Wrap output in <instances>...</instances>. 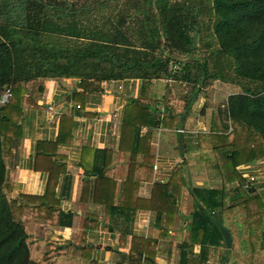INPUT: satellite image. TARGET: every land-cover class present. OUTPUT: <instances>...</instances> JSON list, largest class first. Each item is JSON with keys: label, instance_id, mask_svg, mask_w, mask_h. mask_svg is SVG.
Instances as JSON below:
<instances>
[{"label": "trees", "instance_id": "obj_1", "mask_svg": "<svg viewBox=\"0 0 264 264\" xmlns=\"http://www.w3.org/2000/svg\"><path fill=\"white\" fill-rule=\"evenodd\" d=\"M44 79L78 80L76 100L101 92L104 82H142L140 96L126 102L120 128L119 150L131 153L125 181L130 188L136 185L135 155L151 157L153 130L184 129L193 104L213 83L235 86L238 91L218 106L210 131L197 139L200 151L213 156L222 187H191L180 169L154 184L148 200L135 199L136 208L170 221L176 196L187 187L193 201L191 244L219 245L225 228L232 264H264V199L251 188L245 191L246 179L238 173L264 162V0H0V97L11 95L0 104V264H50L65 251L47 242L42 262L34 261L21 217L30 210L45 224L62 225L64 215L44 197L8 196L13 174L4 156L19 135L20 109L38 106ZM161 79L187 90L178 103L169 85L162 99L151 98L152 81ZM196 116L204 119V107ZM102 153V166L89 172L96 176L95 187L111 183L110 153ZM125 193L126 188L120 207L130 206ZM102 197L106 204L108 197ZM221 216L228 218L227 226ZM142 254L131 257L139 264ZM193 261L197 264L185 259Z\"/></svg>", "mask_w": 264, "mask_h": 264}, {"label": "crops", "instance_id": "obj_2", "mask_svg": "<svg viewBox=\"0 0 264 264\" xmlns=\"http://www.w3.org/2000/svg\"><path fill=\"white\" fill-rule=\"evenodd\" d=\"M79 85L76 79L42 80L38 106L20 109L19 135L4 156L6 168L13 174L9 198L44 197L64 215L62 225L45 224L30 210L21 217L32 259L42 262L33 258V250H42L39 256L43 260L46 243L54 242L65 251L50 264H138L131 253L139 250L143 251L139 264H150L146 258L153 260L151 264H186V258L196 259L197 264H232L224 239L219 245L191 244L193 201L187 187L177 194L176 213L170 221L165 214L136 208L140 204L135 199L148 200L154 184L167 182L180 169L191 187H222L213 156L198 148V135L208 133L211 126L196 116L206 101L203 94L193 104L184 129L152 131L151 157L142 152L135 155L132 177L136 185L130 188L125 181L131 153L119 150L120 128L126 102L140 96L142 82H104L101 92H88L76 100ZM167 85L178 103V95L187 90L175 88L165 79L152 81L151 98L162 99ZM225 86L233 93L238 91L230 84ZM103 151L110 153L106 176L111 183L95 187L96 176L89 172L102 166ZM239 169L238 173L259 177L264 174V162ZM255 187L262 188L257 193L264 197V178H258ZM125 188L124 198L131 199L130 206L120 207ZM95 190L104 201L108 197L107 205L95 196ZM229 203L226 200L227 206ZM220 218L229 224L226 216Z\"/></svg>", "mask_w": 264, "mask_h": 264}, {"label": "rangeland", "instance_id": "obj_3", "mask_svg": "<svg viewBox=\"0 0 264 264\" xmlns=\"http://www.w3.org/2000/svg\"><path fill=\"white\" fill-rule=\"evenodd\" d=\"M233 90H228L225 86V83L215 82L213 83L210 88L205 90L206 96L202 95L205 98V102H203L204 107V120H206L207 123L211 124L212 120H217V111L218 106L224 105V102L226 100V97L228 94L233 93ZM247 180L250 179V176L243 177ZM246 183V182H245ZM264 199V197H263ZM39 251L42 250H33V258L38 259L39 261H42L41 256H39ZM38 252V254H37Z\"/></svg>", "mask_w": 264, "mask_h": 264}, {"label": "built area", "instance_id": "obj_4", "mask_svg": "<svg viewBox=\"0 0 264 264\" xmlns=\"http://www.w3.org/2000/svg\"><path fill=\"white\" fill-rule=\"evenodd\" d=\"M11 97V95H10V93H9V91H7V92H5L1 97H0V104L2 105V104H5V103H7L8 102V100H9V98ZM154 169H156V166L154 167ZM241 173V172H240ZM241 175L243 176V177H246V176H248V175H243L242 173H241ZM260 177H262V178H264V174L262 175V176H250V179L249 180H247L246 179V183H245V185H244V190L245 191H249L250 190V188L252 189V190H255L256 192H260L261 190H262V188H260V187H255V183L257 182V180H258V178H260Z\"/></svg>", "mask_w": 264, "mask_h": 264}, {"label": "water", "instance_id": "obj_5", "mask_svg": "<svg viewBox=\"0 0 264 264\" xmlns=\"http://www.w3.org/2000/svg\"><path fill=\"white\" fill-rule=\"evenodd\" d=\"M5 90H7V87H5ZM222 234H223V239H224L226 248L229 250L231 248V239H230L229 233L227 232L225 228H223Z\"/></svg>", "mask_w": 264, "mask_h": 264}]
</instances>
